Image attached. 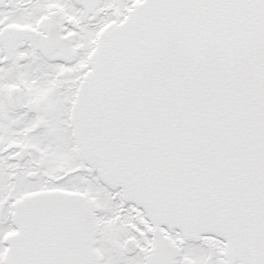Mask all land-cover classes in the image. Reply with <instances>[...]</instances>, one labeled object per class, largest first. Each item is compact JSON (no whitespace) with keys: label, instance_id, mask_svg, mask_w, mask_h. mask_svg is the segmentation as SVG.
Returning <instances> with one entry per match:
<instances>
[{"label":"snow or ice","instance_id":"obj_1","mask_svg":"<svg viewBox=\"0 0 264 264\" xmlns=\"http://www.w3.org/2000/svg\"><path fill=\"white\" fill-rule=\"evenodd\" d=\"M0 264H264V0H0Z\"/></svg>","mask_w":264,"mask_h":264}]
</instances>
